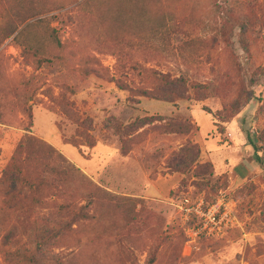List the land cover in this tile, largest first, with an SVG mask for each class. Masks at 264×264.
<instances>
[{
	"label": "rangeland",
	"instance_id": "obj_1",
	"mask_svg": "<svg viewBox=\"0 0 264 264\" xmlns=\"http://www.w3.org/2000/svg\"><path fill=\"white\" fill-rule=\"evenodd\" d=\"M86 1L0 0V177L29 128L61 164L111 192L93 206L94 219L48 252L73 253L70 264H146L152 250L154 264H264V0H173L164 22L141 16L153 0ZM226 10L246 25L247 52L238 28L217 37ZM23 45L66 59L36 70ZM151 68L197 89L176 105L156 99ZM28 90L36 92L30 117ZM184 154L193 162L174 171ZM220 194L233 200L234 223L191 242L173 202ZM3 218L2 232L16 224L13 234L25 241L23 220ZM0 264L19 263L1 249Z\"/></svg>",
	"mask_w": 264,
	"mask_h": 264
},
{
	"label": "trees",
	"instance_id": "obj_2",
	"mask_svg": "<svg viewBox=\"0 0 264 264\" xmlns=\"http://www.w3.org/2000/svg\"><path fill=\"white\" fill-rule=\"evenodd\" d=\"M153 1L142 10L141 16L153 17L164 22L168 15L172 14L169 10L173 0ZM89 2L91 0L86 1L87 4H90ZM226 13L228 19L224 20L217 30V37L219 36L225 41L226 35L238 28L240 43L243 50L247 52L246 25L242 24L239 16L232 15V10L229 12L226 10ZM146 22V19L142 20L143 25H146ZM16 30L15 25L11 35ZM20 34L21 31L13 39L18 40ZM54 36L56 48L63 52L65 46L56 35ZM9 37L10 35L5 39ZM21 49L24 58L30 61L36 70L40 69L44 63L52 61L53 58L61 62L66 59L61 53L53 57H46L40 52V49L28 45H23ZM92 59L94 62L97 61L95 58ZM146 71L157 82V86L154 88V91L157 92L154 94L156 99L174 104L179 99H188L186 93L189 88L197 89V86H193L189 80L181 77L171 78L170 75L158 73L152 68ZM27 93L28 95L26 93L24 95L25 99L23 97V103L27 108L23 107V109L29 111L30 117L31 106L28 103L36 95V92L28 90ZM203 110L208 114L211 113L206 108ZM26 131L27 133L16 145L0 177V192L3 195L0 201V250L2 249L4 252L6 261L11 258L12 261L19 264H70L69 257L73 256V253L59 257L56 254H50L47 248L51 244L61 243L64 245V242H69L75 231L73 226L80 221L94 219L96 215L93 206L101 208L104 204L101 200L111 195V192L98 186L76 165L61 164L57 158L58 152L51 144L32 135L29 128ZM248 139L249 144L257 151L259 146L251 138ZM186 148L195 147L188 145ZM254 155L259 160L260 156L257 152ZM178 160L173 169L183 173L187 169V163L190 162L191 165L193 162V157L184 154L178 157ZM213 167L216 170L215 165ZM213 167L208 169L207 175L213 176ZM86 198L88 201L82 203L81 201ZM203 198L206 204L212 203L215 199L206 195ZM47 210L56 214L59 220L51 222L49 215L45 216ZM6 215L10 218L14 217L18 221L23 220L25 241L29 240L28 244H24L25 241L16 238L13 234L16 224H13L6 232H2L1 222ZM5 222L7 221L5 220ZM156 258L157 250H152L147 257L146 264H154Z\"/></svg>",
	"mask_w": 264,
	"mask_h": 264
},
{
	"label": "built area",
	"instance_id": "obj_3",
	"mask_svg": "<svg viewBox=\"0 0 264 264\" xmlns=\"http://www.w3.org/2000/svg\"><path fill=\"white\" fill-rule=\"evenodd\" d=\"M173 205L180 210L192 231L191 242L201 236L223 235L235 221L233 200L228 194H220L210 204H206L202 196L196 199L183 196Z\"/></svg>",
	"mask_w": 264,
	"mask_h": 264
}]
</instances>
